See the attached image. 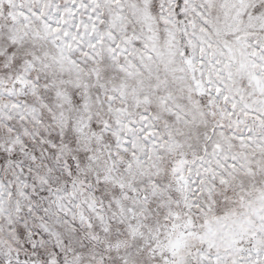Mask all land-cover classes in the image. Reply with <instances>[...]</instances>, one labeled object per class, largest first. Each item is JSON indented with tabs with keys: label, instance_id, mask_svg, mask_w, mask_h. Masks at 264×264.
I'll return each instance as SVG.
<instances>
[{
	"label": "snow or ice",
	"instance_id": "1",
	"mask_svg": "<svg viewBox=\"0 0 264 264\" xmlns=\"http://www.w3.org/2000/svg\"><path fill=\"white\" fill-rule=\"evenodd\" d=\"M0 264H264V0H0Z\"/></svg>",
	"mask_w": 264,
	"mask_h": 264
}]
</instances>
